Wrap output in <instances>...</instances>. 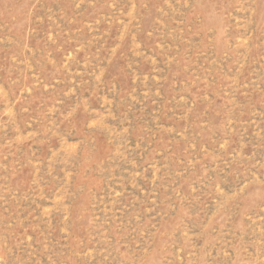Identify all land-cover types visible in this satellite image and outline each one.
Masks as SVG:
<instances>
[{"label": "rangeland", "instance_id": "rangeland-1", "mask_svg": "<svg viewBox=\"0 0 264 264\" xmlns=\"http://www.w3.org/2000/svg\"><path fill=\"white\" fill-rule=\"evenodd\" d=\"M2 137L0 264H264V0H0Z\"/></svg>", "mask_w": 264, "mask_h": 264}, {"label": "crops", "instance_id": "crops-1", "mask_svg": "<svg viewBox=\"0 0 264 264\" xmlns=\"http://www.w3.org/2000/svg\"><path fill=\"white\" fill-rule=\"evenodd\" d=\"M104 103L106 105L107 100H101V103ZM116 102V100H115ZM102 105V104H101ZM101 112H105L102 110L98 111V115L93 114L89 120L86 119L85 113L84 112H79L77 116V125L78 127H85L86 124L90 125L91 121L97 120L100 122V124L96 125L95 128H92L89 130L87 136L89 139H94L95 140V145L91 141H87L88 143V150H91L94 148V150H97V158L95 160H91L90 163L88 164L87 168L92 171H99L101 168V162L106 161L107 159H115L116 158V151L114 147L119 143V135L117 134V124L112 120L104 117L103 119L101 118ZM107 112H105L103 115L108 116ZM96 129V130H95ZM24 134L20 135L18 137V143L21 144L24 137ZM0 139H3L0 138ZM2 149V148H0ZM101 152V153H100ZM103 156V159L101 155ZM107 155H111L110 157H107ZM4 157V152L0 150V171L4 169L2 166V158ZM24 160V158H23ZM98 162V163H96ZM113 170H115V167H110V168H104V171L101 172V176L104 175H110L112 174ZM23 173L18 175L17 181H18V186L20 187L22 183L25 184V171H22ZM95 174V173H94ZM22 177V178H21ZM22 183L20 184V182ZM14 211V207L10 206L5 212L0 215V238H3L5 240L8 239H24L26 237L27 231H26V221L25 218L20 216V211L19 215L17 218L15 216H11L10 212ZM7 212V213H6ZM25 214V210H23ZM4 244L0 247V255L4 254Z\"/></svg>", "mask_w": 264, "mask_h": 264}]
</instances>
